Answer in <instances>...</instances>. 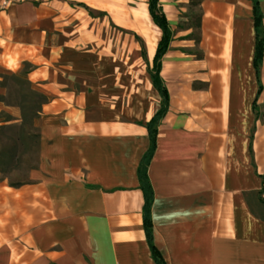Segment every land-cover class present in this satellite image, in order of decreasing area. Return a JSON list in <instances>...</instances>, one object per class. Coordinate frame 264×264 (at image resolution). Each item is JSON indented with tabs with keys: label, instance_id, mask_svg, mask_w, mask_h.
<instances>
[{
	"label": "crops",
	"instance_id": "crops-1",
	"mask_svg": "<svg viewBox=\"0 0 264 264\" xmlns=\"http://www.w3.org/2000/svg\"><path fill=\"white\" fill-rule=\"evenodd\" d=\"M1 1L0 78L29 64L26 79L46 100L24 181L0 170V264H155L136 176L143 124L161 101L147 72L160 37L147 0L137 17L147 77L119 108L108 86L84 77L73 87L66 44L54 42L62 13ZM183 1L159 0L172 37L159 73L168 106L147 167L153 243L165 264H264V53L258 91L252 0H199L197 41L180 26ZM19 119L0 99V126Z\"/></svg>",
	"mask_w": 264,
	"mask_h": 264
},
{
	"label": "rangeland",
	"instance_id": "rangeland-1",
	"mask_svg": "<svg viewBox=\"0 0 264 264\" xmlns=\"http://www.w3.org/2000/svg\"><path fill=\"white\" fill-rule=\"evenodd\" d=\"M146 0H2L1 3L52 5L63 14V30L54 31V42L65 43V63L73 76V87L79 78L90 83H101L119 108L121 96H131L135 84L147 77L144 58L145 45L138 32V11ZM199 0H184L180 13L185 19L181 27L191 29L196 36ZM62 35V37H61ZM92 54L95 70L83 54ZM32 67L24 65L17 75L0 78V99L7 105L15 104L20 119L0 126V170L11 183L24 181L26 171L35 162L39 146L38 118L44 95L31 87L26 73ZM67 73V72H66ZM74 73V75H73ZM101 77V80L99 79ZM100 80V81H99ZM77 89V88H74ZM104 91V90H103ZM7 116L1 118L8 119ZM3 122V121H2Z\"/></svg>",
	"mask_w": 264,
	"mask_h": 264
},
{
	"label": "trees",
	"instance_id": "trees-1",
	"mask_svg": "<svg viewBox=\"0 0 264 264\" xmlns=\"http://www.w3.org/2000/svg\"><path fill=\"white\" fill-rule=\"evenodd\" d=\"M252 9L253 28L255 34V45L252 63L258 80L259 66L262 61V53H264V30H262V16L264 15H262L260 11L258 0H252ZM147 11L154 25L160 30V37L156 44V48L151 61V66L148 68L147 72L149 74L150 82L153 88L159 94L161 101L159 108L154 112L150 119L143 124L147 132L149 144L147 149L141 155L140 160L137 164L136 176L138 180V188L141 190L143 195V205L141 209L142 226L145 234V239L150 251V255L155 264H165L162 255L159 250L155 247L152 238V223L150 210L153 200V190L147 175V167L155 150L157 124L166 113L168 106V92L163 84L159 73L161 66V58L165 53L166 49L168 48L169 41L172 37V31L170 29L168 21L166 20L165 14L159 3V0H147ZM198 26L199 14L196 24V30ZM197 39L198 36L196 34V41ZM142 54H144L143 48ZM259 89L260 84L258 80V91Z\"/></svg>",
	"mask_w": 264,
	"mask_h": 264
}]
</instances>
